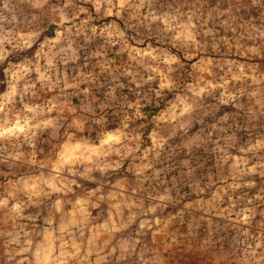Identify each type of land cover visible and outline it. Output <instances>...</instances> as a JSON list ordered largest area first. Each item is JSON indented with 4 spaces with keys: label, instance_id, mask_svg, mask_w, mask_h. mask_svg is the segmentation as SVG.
Wrapping results in <instances>:
<instances>
[{
    "label": "clouds",
    "instance_id": "9594fccd",
    "mask_svg": "<svg viewBox=\"0 0 264 264\" xmlns=\"http://www.w3.org/2000/svg\"><path fill=\"white\" fill-rule=\"evenodd\" d=\"M0 264H264V0H0Z\"/></svg>",
    "mask_w": 264,
    "mask_h": 264
},
{
    "label": "rangeland",
    "instance_id": "374dc122",
    "mask_svg": "<svg viewBox=\"0 0 264 264\" xmlns=\"http://www.w3.org/2000/svg\"><path fill=\"white\" fill-rule=\"evenodd\" d=\"M214 2V0H213ZM63 99V97L61 98ZM72 102L75 104L80 103V99L77 97H72ZM111 118V117H110ZM51 129H48L42 133H40V136L38 138V149L40 147H44L45 151H47L51 147ZM45 138L49 141L48 143H45ZM193 163L198 165L197 168V175L203 177L205 180L207 179L208 175L211 174L214 178L220 175L221 173L227 174L229 169L228 165L224 164L221 166V164L218 162V156L213 154L212 152H201L193 157ZM231 163V161H229ZM258 182H259V178ZM256 189H241V192H247L248 194H252L255 192ZM197 222H193V235L196 238L203 237L207 233V228L206 227H201L197 233V228H196ZM183 230V229H182ZM230 239V237H229Z\"/></svg>",
    "mask_w": 264,
    "mask_h": 264
}]
</instances>
